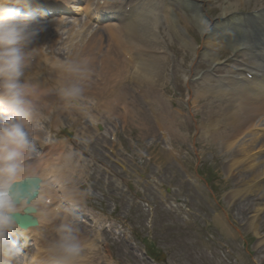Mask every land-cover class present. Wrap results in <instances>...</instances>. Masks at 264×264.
<instances>
[{
  "label": "rangeland",
  "instance_id": "rangeland-1",
  "mask_svg": "<svg viewBox=\"0 0 264 264\" xmlns=\"http://www.w3.org/2000/svg\"><path fill=\"white\" fill-rule=\"evenodd\" d=\"M204 1L205 9L210 17L216 18L221 12L219 5L226 0ZM254 4L255 2L252 1L239 9L241 12L252 13ZM50 23H41L44 26V31L50 27L59 28ZM69 24V26H73L71 23ZM69 26L67 29H70ZM193 28L195 31H192L197 39L199 40V34L203 39L199 29L196 26ZM75 29L78 30V27ZM99 34L97 36L102 39L99 41L100 43L98 42L99 47L95 50L99 51L101 56L106 55L107 58H112L114 63L111 69L116 71L118 69L116 65L121 63V53L114 50L113 40L109 41L106 38L104 40V37ZM164 37L166 42L174 41L176 46L183 49L179 51L182 53L177 55L173 52L167 54L170 56L171 62L165 71L162 69L163 82L161 84L164 95L170 102H173L174 106L181 108V112L184 114L179 116L180 131L173 134L174 138L171 140L174 143L173 146L178 148L176 151L180 154L179 160H174L171 157L170 151L166 147L167 144L155 127L151 129L150 125H144L137 121V113L134 111L137 107L134 102L130 106L135 121L133 124L129 123V126L121 124L118 107H116L117 110L114 108L109 111L108 115L110 116H108L105 111L109 106L108 103L102 101L103 99L97 103L87 102L90 100L89 97H86L87 94L107 96V91L112 86L113 77L111 75L114 76L113 72H104V76H101L105 83L99 80L96 84L84 88L85 100L80 102L81 109L79 110L88 111L87 113L97 117L102 115L100 112L102 110L105 126L112 127L116 132L115 142L109 143L106 137H99L96 132L95 136L89 139L83 135L84 138L77 136L70 139L64 136L62 139L65 140L64 148L72 150L76 170H82L80 174L74 175V185L78 187L82 195L89 188L94 194L92 196L83 195L84 199L82 200L87 208L94 213L93 215L99 213L105 215L110 221L107 222L105 219L103 222V224H107V228L112 225H109L110 223H116L118 229H121L120 224L124 225V233L120 235L128 236V238H124L113 231L103 232L104 225L101 226V232L99 235L97 234L100 247L98 249L101 251L99 256L102 257L100 264H264V252L257 250V243L261 240L260 236L246 227L244 224L246 218H242V214L239 213L247 201L244 200L245 197H240V201L237 197L236 200L230 202L229 193L236 188V182L224 169L225 158L220 156L210 141L202 137L199 130L200 121L207 115V111L217 110L216 103L203 98L195 103L190 101V107H194L195 115L190 113L188 107L189 89L195 91L199 83L196 81L199 78L198 75L209 72L213 66L207 62V58L204 56L195 60L189 51L183 52L187 48L182 46L177 39H170L166 35ZM47 40L38 38L30 48H38V52H41L43 56L50 57L55 53V56H60L62 59L63 57L67 58L68 52L62 45H59L60 50L55 51V46H50V42ZM224 50L225 53L221 56L222 60L231 55L228 48ZM86 58L87 56L84 55L80 59ZM64 60L66 59L64 58ZM174 60H176V64ZM177 60L179 64H182L183 60L186 68L192 66V71L196 72L195 76L184 78V71L177 65ZM250 63L253 62L250 61ZM215 72L212 70V73L215 74ZM225 74L226 72L220 71V75ZM186 80L188 81L186 82ZM126 90L130 99V96L135 92L128 85ZM206 102H213L214 106L206 104ZM63 107L65 106L63 105ZM94 107L95 111L92 110ZM79 110L70 108L68 120L60 129L63 127L70 129L71 127L77 131L74 127L69 126V123L74 120L82 122L87 127L84 129L85 131L89 128L93 132L94 128L85 122L84 116L82 117L83 112ZM111 116H115V119L113 120ZM61 118L65 120L66 117ZM149 122L152 123L150 120ZM149 128L157 131V137H155L156 134L151 135L152 131H149L148 134L145 132ZM60 129L57 128L58 133L53 131L50 134L52 136L58 134L61 140ZM79 129L82 128L79 126ZM249 129L253 130L254 127ZM47 135L48 133L43 134V140H46ZM105 145H111L115 151V153H111L110 157L104 156ZM260 151V156L264 155V148L260 147H256L250 153L252 155ZM65 154L67 155L68 152ZM86 155L93 161L104 162L106 160L105 165L109 168V173L106 175L97 172L99 170L96 171L98 168L96 165L90 166L87 159L83 160V156ZM250 163L252 161L247 164ZM84 167H88L89 172L88 170L85 172ZM112 177L119 179L121 188H117ZM141 197L144 199V203L150 204L148 210L144 209L143 202L136 203V200ZM75 213L77 217L75 225L84 229L89 221L81 213L77 211ZM235 226L240 230L235 229ZM90 228L94 229L95 225L90 223ZM260 229V234L263 236L264 229L261 227ZM232 234L236 236L234 237ZM146 251L149 256L164 251L167 254L166 260L164 262H149L144 256Z\"/></svg>",
  "mask_w": 264,
  "mask_h": 264
},
{
  "label": "bare ground",
  "instance_id": "bare-ground-1",
  "mask_svg": "<svg viewBox=\"0 0 264 264\" xmlns=\"http://www.w3.org/2000/svg\"><path fill=\"white\" fill-rule=\"evenodd\" d=\"M135 1L130 0L132 7H135L133 13L136 16V20L131 25L123 26L124 28L121 29L122 33L127 37L124 38L125 42H123V45L130 54L134 52L132 50L135 49V46L142 45L147 48L145 53L134 52L133 61L135 63L133 68L135 69L132 78L134 83L136 82L139 85L136 86L142 90V94L155 105V108H157L156 105H162L158 113L159 118L162 120L167 119V121L172 122L174 118L173 111L163 104V97L155 92L163 78V70L166 68L164 61L152 54L154 53L153 50H156V47L160 45L162 27L164 32L167 29V33L170 36L178 38L183 46H186L192 51L193 55L205 56L211 64L215 65V68L227 69V73L233 72L230 69L232 67V61L239 57L250 56L257 61L255 67H263L255 54L261 53V55H264V15H262L264 13V0H228L222 2L219 6L221 12L214 19L209 17L205 11L203 0H194V2L188 0ZM252 1L255 2L256 6L260 5L261 7L256 8L255 6L253 21H249L244 19L238 11L240 6ZM175 5L179 6L181 12L177 11ZM0 6L2 5L0 4ZM186 14L189 15V18L196 21L200 31L205 35L201 44H196L190 37L188 33L190 25L187 18H185ZM44 34V32H41V37ZM47 34L49 35L50 42L55 44L53 46L62 44L65 50L71 52L70 55L75 56H80L83 53L87 56H95V49L99 47L98 42L101 40V38L89 37L87 35L78 41L75 39L76 42H73L71 39L61 41V34L52 28L47 30ZM119 38L121 40L123 39L121 36ZM224 44H227L231 49L232 57L223 62L217 51L224 48ZM171 48L174 50L173 46ZM55 49L57 50L58 48ZM41 57L38 55V59L31 64L32 69H36L37 65L42 63V60H40ZM109 60L106 57L95 65L88 67V69L99 68L103 70L107 68V70H111L108 69L112 64ZM128 63H124L125 66L122 69L126 70L128 65H130ZM221 63L225 65L218 66ZM55 64V62H51L48 65V71L51 69L53 72H58V68L54 67ZM254 68L239 66L236 70L237 73L234 71L239 76L238 79L225 77L224 80L231 87L224 86L223 83L217 82L214 77L206 73L202 77L200 87L196 90L194 101H198L201 97H213L219 102L220 111H209L208 117L202 122L199 130L202 137L212 142L217 147L220 156L225 158L226 164L224 169H226L227 174L236 182V188L229 193L230 202L236 200L235 198L237 197L239 201L240 197H245L244 200L247 202L243 204V209L239 213L243 215L242 218L247 217L246 226L256 235L260 236L261 240L257 243V250L264 252V235L262 236L260 234V227L264 229V223H261L264 221V156L259 157L256 154L250 156V153L247 152L248 147L253 149V145L256 144L258 139V146H263L264 135L261 138L252 137L248 145H238L241 136L248 129L250 123L264 120V93L254 92L251 88V80L250 83H245L244 81L247 70L257 73V70ZM116 73L119 78L121 72L118 71ZM55 77H58L59 80L62 76L55 75ZM111 77L114 76L111 75ZM25 79L30 80V76H28L24 69V76L21 78V81L23 82ZM246 80L249 81L248 79ZM51 81H56L53 76L51 77ZM214 81L217 82L216 85L213 83ZM31 82L38 83L36 81ZM40 86L42 90L53 93L50 86L47 88L45 85L40 84ZM121 89L122 91L124 90L122 85L119 87L114 84L108 91L112 94L114 91L117 94L121 92ZM52 95L46 96L42 102L48 104L51 99H54ZM189 97L193 98V95L189 94ZM123 99L126 98L124 97ZM54 118L56 119L55 111ZM54 123L57 125V121H54ZM45 155L48 156L47 154ZM250 161L252 163L247 164ZM55 166L57 164L52 158L45 162L40 156L35 159V162L27 166L21 176L17 178L19 180L24 175H36L43 179L39 197L33 202V205L38 207L36 216L39 219V225L21 232L25 238L30 233L39 235V237L35 238L38 251L32 257L34 258L33 264H37L38 262L39 264H43L42 260H45L46 257L43 258L42 255L47 253L48 242L55 238V227L61 222L62 218H65V216H61L60 218L58 214L62 215L64 213L63 207L66 204L63 203L62 206H59L58 200H55L57 198L56 195L52 193L54 190H47L46 185L50 186L54 182L63 184L66 182L65 179H72L74 173L80 172L79 169L74 170L75 167L70 164L68 157L63 161L59 171ZM47 176H50L51 180H48ZM66 189L67 192L64 194V197L67 199L73 198L71 197L72 187L69 186ZM50 205H53V207L50 208ZM248 205L249 207H247ZM21 211L23 212V210ZM235 228L237 229L236 226ZM84 234L80 236L84 242V246L87 245L88 248L86 251L84 249L83 256L90 262L88 264H99L101 257L99 256L97 245H94L95 239L89 237L88 233Z\"/></svg>",
  "mask_w": 264,
  "mask_h": 264
},
{
  "label": "clouds",
  "instance_id": "clouds-1",
  "mask_svg": "<svg viewBox=\"0 0 264 264\" xmlns=\"http://www.w3.org/2000/svg\"><path fill=\"white\" fill-rule=\"evenodd\" d=\"M27 4L28 0H3L0 6V264H24V253L10 234L21 231L15 217L29 204L21 201L17 206L12 190L36 154L32 129L42 115L41 101L54 94L65 107H79L85 100L80 81L88 74V61L79 59L59 65L74 79L54 93L28 79L21 81L24 69L38 55V48L30 46L44 31L41 23L15 7ZM83 195L94 194L89 188ZM76 207L78 204L66 209L71 219L62 218L55 227V238L47 244L46 264H83L84 242L75 227Z\"/></svg>",
  "mask_w": 264,
  "mask_h": 264
}]
</instances>
